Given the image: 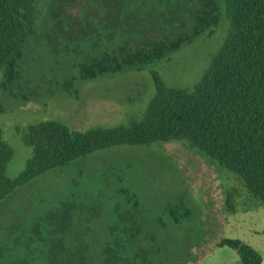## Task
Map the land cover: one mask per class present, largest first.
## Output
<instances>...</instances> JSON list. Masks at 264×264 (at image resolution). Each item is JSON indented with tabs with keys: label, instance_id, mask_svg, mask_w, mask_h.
<instances>
[{
	"label": "rangeland",
	"instance_id": "1",
	"mask_svg": "<svg viewBox=\"0 0 264 264\" xmlns=\"http://www.w3.org/2000/svg\"><path fill=\"white\" fill-rule=\"evenodd\" d=\"M56 1H38L37 29L19 61L20 78L6 89L0 87L1 137L13 152L6 167L10 178L31 155L22 138L28 125L48 119L76 131L125 125L141 115L154 94L150 69L166 85L191 88L228 30L223 17L212 34L194 37L145 69L124 68L84 80L78 69L86 56L136 37L132 21L112 32L100 27L99 18L91 14L93 36L70 41L52 35L51 8ZM170 1L187 9L198 2ZM138 3L133 0L129 7L135 5L133 9L144 16L147 5L140 8ZM99 9L97 0L86 1L84 11ZM72 80L69 89L76 96L65 90V83ZM63 203L73 208L71 221L61 232L49 227L44 216ZM126 210L134 213L127 226L138 231L133 251L139 242L144 245L146 264H239L232 248L217 245L225 238L247 243L264 260V204L255 203L229 170L203 160L182 143L166 142L95 151L16 188L0 201V264H45L50 241L52 246L60 237L62 247L70 250L74 245L91 259L112 238L109 231L119 228L117 212Z\"/></svg>",
	"mask_w": 264,
	"mask_h": 264
},
{
	"label": "trees",
	"instance_id": "2",
	"mask_svg": "<svg viewBox=\"0 0 264 264\" xmlns=\"http://www.w3.org/2000/svg\"><path fill=\"white\" fill-rule=\"evenodd\" d=\"M38 1L0 0L3 89L20 78L19 61L37 29ZM86 1L57 0L52 5L53 36L58 33L70 41L93 36L95 26L88 20L93 14L99 18L100 27L112 32L114 27L121 25L122 29L132 21L136 37L86 56L78 69V77L84 80L124 68L145 69L194 37L212 34L223 17L228 20V30L207 69L191 88L166 85L150 69L154 94L141 115L125 125H99L85 131L71 130L52 119L28 125L22 138L32 152L13 178L6 175L13 152L0 130V201L34 177L95 151L120 145L178 142L203 160L232 172L254 202L264 204V0H198L191 9L170 0L164 5V0H150L148 5L145 0H135L139 2L137 7L147 5L144 16L133 9L137 3L129 7L133 0H97L102 7L98 11H84ZM105 38L110 39V35ZM72 82L65 83V90L75 95L69 89ZM232 196L230 193L229 198ZM69 208L73 206L63 203L49 211L44 216L47 225L63 232L71 221ZM132 212H117L121 224L109 231L112 238L100 247L97 256L85 259L74 245L70 250L62 247L64 240L60 237L52 246L50 241L45 264H146L145 246L139 242L133 251L131 245L138 238V231L127 226L134 220ZM217 245L232 248L239 264H264L262 254L239 239L225 238ZM60 246L58 251L56 247Z\"/></svg>",
	"mask_w": 264,
	"mask_h": 264
}]
</instances>
